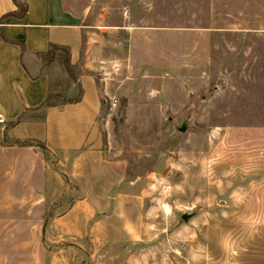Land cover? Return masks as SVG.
<instances>
[{"label": "rangeland", "instance_id": "1", "mask_svg": "<svg viewBox=\"0 0 264 264\" xmlns=\"http://www.w3.org/2000/svg\"><path fill=\"white\" fill-rule=\"evenodd\" d=\"M215 3L96 4L83 72L124 180L110 207H89L82 182L39 148L50 191L36 175L33 208H0V264H264V34L218 29L229 24ZM253 3L238 9L249 16ZM56 81L54 104L76 97L70 78Z\"/></svg>", "mask_w": 264, "mask_h": 264}, {"label": "crops", "instance_id": "2", "mask_svg": "<svg viewBox=\"0 0 264 264\" xmlns=\"http://www.w3.org/2000/svg\"><path fill=\"white\" fill-rule=\"evenodd\" d=\"M99 1L24 0L28 12L23 19L8 18L0 23V208H33L36 175L43 176L42 185L50 191V165L44 154L37 151L41 147L34 143H41L47 154L58 159L65 176L82 182L89 207L100 206V202L102 205L107 202L110 207V190L124 180L122 165L104 157L99 127L104 101L94 76L83 72L85 38L91 30L100 29V24H92ZM242 1L244 4L254 1L250 6L255 13L243 15L238 9L241 0H227L225 4L218 0L214 4L215 17L220 18V22L225 17L229 24L218 29L264 34V13H258L260 6L264 8V0ZM16 10L13 0H0V21ZM206 29L211 30V26ZM51 45L70 50L71 65L82 72L75 81L59 64L42 66L37 55L46 53ZM58 76L71 79L68 94L77 92V97L81 86V102L29 112L43 114L44 119L29 117L7 129L24 110L39 107L49 94L62 93L56 81ZM16 141L34 142L35 146L20 147L13 144Z\"/></svg>", "mask_w": 264, "mask_h": 264}, {"label": "trees", "instance_id": "3", "mask_svg": "<svg viewBox=\"0 0 264 264\" xmlns=\"http://www.w3.org/2000/svg\"><path fill=\"white\" fill-rule=\"evenodd\" d=\"M17 10L13 13H10L8 15H5L4 17H2L0 23H3L6 19L8 18H16V19H23L25 17V15L28 12V4L26 2H24V0H13ZM22 50H24L23 45L21 46ZM38 59L40 60L41 64L43 67H50L54 64H59L69 75V77L72 80H76V71L78 70V68L73 67L71 65L70 62V50L68 48L65 47H61V46H57V45H51L49 50L44 53V54H38L37 55ZM82 95H83V91L81 86H79V94L76 98L74 99H67L65 100L62 105H66V104H75V103H79L82 100ZM61 97L60 94H49L47 99L37 108L35 109H31V110H24L21 114V116L12 123H9L6 127L7 129L9 128H13L15 126H17L19 123H21L24 119L26 118H34L36 120H43L44 119V115H28L29 112H38L41 110H46L48 108L51 107H55L57 106L56 104L53 103V100L55 98ZM34 142H27V143H21L19 141L14 142L13 144L23 147V146H35L37 145L38 147L44 148L43 145L41 143H34Z\"/></svg>", "mask_w": 264, "mask_h": 264}, {"label": "water", "instance_id": "4", "mask_svg": "<svg viewBox=\"0 0 264 264\" xmlns=\"http://www.w3.org/2000/svg\"><path fill=\"white\" fill-rule=\"evenodd\" d=\"M187 129H188V122L185 121V123H184L181 127H179L177 130H178L179 132H181V133H185V132L187 131ZM193 217H194L193 214H186V215H184V216L182 217V220H183L184 222H189Z\"/></svg>", "mask_w": 264, "mask_h": 264}]
</instances>
